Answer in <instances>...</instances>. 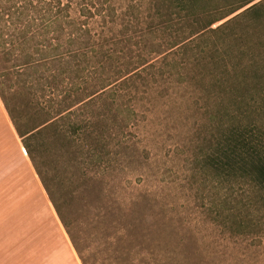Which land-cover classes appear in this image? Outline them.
<instances>
[{"label": "rangeland", "instance_id": "obj_1", "mask_svg": "<svg viewBox=\"0 0 264 264\" xmlns=\"http://www.w3.org/2000/svg\"><path fill=\"white\" fill-rule=\"evenodd\" d=\"M246 1L212 0V5L227 11ZM262 1L254 0L212 26L217 29L237 16L223 33L229 43L224 45L211 30L202 34L203 64L186 65L185 82L176 76L140 92L131 102L137 109L133 123L130 113H122L132 123L125 135L133 152L120 149L114 165L85 164L84 155L65 138L71 129L63 121L48 131L39 166L71 233L0 98V264H83L84 259L87 264H264L261 193L249 185L246 190L219 189L222 184L212 177L204 181L193 164L197 146L213 134L210 118L218 108L217 89L206 92L214 82L207 66L214 68L211 45L230 51L238 68H259L264 76V13L258 20L251 13L239 15ZM261 81L263 89L255 97L262 105L257 120L264 131ZM17 103L29 125L46 117L37 108L48 104L45 99L22 90ZM95 113L99 110L86 109L74 119L83 123ZM240 200L253 202L234 206Z\"/></svg>", "mask_w": 264, "mask_h": 264}, {"label": "trees", "instance_id": "obj_2", "mask_svg": "<svg viewBox=\"0 0 264 264\" xmlns=\"http://www.w3.org/2000/svg\"><path fill=\"white\" fill-rule=\"evenodd\" d=\"M253 1L224 11L212 0H0V98L69 233L70 222L39 166L48 131L63 121L71 129L65 138L84 155L85 164L114 165L115 157L134 148L125 135L129 123L122 116L130 113L133 123L137 109L131 102L140 92L159 88L176 76L185 82L186 65L203 64L202 34L211 30L227 44L223 33L237 16L217 29L212 26ZM263 4L239 15L251 13L261 19ZM211 46L214 68L207 66L214 82L206 92L211 95L217 89L218 108L210 118L213 134L197 146L194 168L204 181L212 177L222 184L219 189L246 190L249 185L264 198V131L257 120L262 105L255 97L263 89L264 76L259 68H238L230 51ZM22 90L48 102L38 104V113L46 116L38 125L24 122L25 110L17 103ZM91 108L99 113L83 123L74 119ZM85 136L91 140L83 141ZM252 202L240 200L234 206L244 208Z\"/></svg>", "mask_w": 264, "mask_h": 264}]
</instances>
